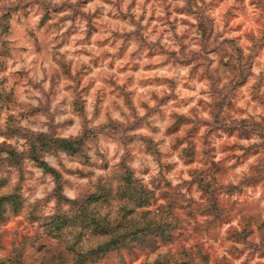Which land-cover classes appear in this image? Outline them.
Masks as SVG:
<instances>
[{"label": "clouds", "instance_id": "clouds-1", "mask_svg": "<svg viewBox=\"0 0 264 264\" xmlns=\"http://www.w3.org/2000/svg\"><path fill=\"white\" fill-rule=\"evenodd\" d=\"M69 2L79 8L75 19H62L73 16L71 10H62L55 21L58 26L49 27L53 20L37 13L27 39L13 34L0 44V88L15 97L16 106L7 111L17 119L16 127L43 135L45 140L37 141L38 145L56 141L63 167L73 172H92L96 179L112 173L115 180V171L126 170L145 193L144 199L151 203L155 193L154 204L160 206L166 201L154 178L170 181L171 188L182 181L193 182L190 173L202 172L205 164L182 159V155H194L184 151L192 139L189 134L198 125L196 136L203 138L227 106L237 126L215 142L213 159L217 166L224 162L219 171L227 169L217 179L225 187L233 186L234 193L243 186L264 208V178L254 175L262 156L256 147L264 145V134L243 127L247 122L264 128V102L254 89L258 86L264 93V49L251 50L253 45L244 38L249 25L243 16L232 23L223 19L235 0L207 8L213 0ZM243 8L248 14L260 11L253 0H243ZM200 9L212 22L207 44L200 35ZM73 24L80 30L69 33ZM238 37L234 50H220L224 41ZM43 108L52 114L51 120L44 114L38 120L21 115L33 109L42 113ZM58 108L62 115H56ZM6 142L15 145L0 135V144ZM25 144L28 140L23 135L19 145ZM78 144L88 149L85 157H79ZM70 153L78 158L69 162ZM52 165L61 170L55 158ZM80 183H88L87 175ZM67 195L76 198L75 192ZM232 227L240 230L238 219L224 225L225 231Z\"/></svg>", "mask_w": 264, "mask_h": 264}, {"label": "rangeland", "instance_id": "rangeland-1", "mask_svg": "<svg viewBox=\"0 0 264 264\" xmlns=\"http://www.w3.org/2000/svg\"><path fill=\"white\" fill-rule=\"evenodd\" d=\"M80 2L83 4L88 0ZM190 2L195 3L196 0ZM219 2L226 0H213L212 5L205 7H214ZM253 2L260 9L259 13L248 14L243 8V0H235L223 19L232 23L238 15L244 17V22L249 25L244 31V38L251 42V50L255 52L264 49V0ZM62 10L73 12L72 17L62 19H75V15L80 14L78 6L71 4L69 0H64L63 4H54L53 0L0 3V44L4 43V37L13 34L27 39L29 25L37 13L53 20L54 23L49 27L58 26L55 21ZM204 11L205 9H200L198 15L203 18L200 35L207 44L212 22L204 16ZM79 30L73 24L68 32ZM228 30V24H225L224 31ZM219 35H223V32ZM218 38L217 36L215 39ZM238 40L239 37L224 41L220 50L225 53L229 49L234 50ZM254 89L255 94H260L264 102V93H261L258 86H254ZM15 106V97L0 88V135H6L15 141V145L7 142L0 144V264H235L236 261L252 264L254 260L257 264H264V208L258 200L253 199L252 193H246L243 186L234 193L233 186L225 187L217 179L227 169L219 171L224 162L221 161L217 166L213 159L216 153L215 142L225 133L230 135L231 129L237 126V122L227 113V106L221 109L222 114L203 138L196 136L198 125L189 134L192 139L184 151L194 155H182V159L185 162L195 160L205 164L202 172L193 170L190 173L194 176L193 182L182 181L176 188H171L170 181H163V177L160 180L154 178L161 198L166 201L160 206L154 204L155 193L151 194L150 203L144 199L145 193L140 190L137 182L133 179L130 183L124 180L127 174L125 170H113L117 177L113 180L112 173H109L108 178L96 179L92 172H73L64 168L56 141L48 139L38 145L37 141L45 140L43 135L36 136L16 127L17 119L7 111ZM33 113L37 114L34 116ZM39 114L48 115L52 119L47 108H43L42 113L36 109L21 113L22 116L35 120L39 119ZM62 114V110L58 108L56 115ZM243 127H251L264 134V128L260 125L245 122ZM23 135L27 136L28 144L32 145L31 150L28 144L19 145V137ZM19 147L24 150L19 151ZM77 147L81 149L79 157H85L88 149L82 144ZM223 147L221 146V150ZM256 150L262 156L259 166L254 169V175L264 178V145L257 146ZM45 157H48L47 161ZM53 158L61 163V170L53 167ZM75 158L78 157L71 153L67 157L69 162ZM141 163L146 169L147 165ZM98 167L103 168L105 165ZM64 173L73 178H66ZM84 175L88 177L87 184L80 183ZM103 191L106 193L102 195ZM38 192L41 193L40 196H37ZM68 192H75L76 198H70ZM137 192L144 199L139 206L132 200ZM198 192L203 194L198 197ZM81 206H86L87 212L82 219H78L83 212L80 211ZM58 216L65 217L66 223L61 224L57 230L49 228V222H55ZM94 217L99 224L107 222L111 227L119 225V228L114 227L117 230L131 225L140 231L148 226L151 232L143 239L129 241L130 246L94 253L95 246L107 239L103 234L92 230L91 221L85 220ZM236 219L239 220L240 230L232 227L225 231L224 225ZM160 227L163 229L162 234L157 233ZM117 230L113 235H118ZM189 241L192 244L187 247ZM228 256L232 259H228Z\"/></svg>", "mask_w": 264, "mask_h": 264}, {"label": "trees", "instance_id": "trees-1", "mask_svg": "<svg viewBox=\"0 0 264 264\" xmlns=\"http://www.w3.org/2000/svg\"><path fill=\"white\" fill-rule=\"evenodd\" d=\"M126 171V170H125ZM127 172V171H126ZM125 181L130 183V180L131 178L127 177V174L125 175L124 177ZM106 193V191H103L102 192V195ZM94 197H101V196H97V195H94ZM132 200L136 201V203L138 202V204L135 203V205H142L140 204L141 202H143V196L141 193H136V195L132 198ZM80 211H83L80 213L78 219H82L85 214L87 212V207L86 206H81V209ZM128 211H131V209H129ZM93 217V216H92ZM92 219V220H91ZM91 219H85V220H89L91 221V225H92V230H94L95 232H99L100 234H103L105 237H107L106 240H104L101 244H97V246H95V249H94V253H100V252H106L107 250H109L110 248H116L118 249L120 246H125V245H128L130 246L131 242L129 241H134V240H140V239H143L146 235H148V233L151 232V230L149 229L148 226H145L143 228V231H140L139 229H134L133 226H127V227H121L123 228L122 230H117V228H119V225H115V226H110L107 222H105L104 224H99L97 223L95 220L97 218L94 217L91 218ZM81 222L83 220H80ZM63 223H66V219L65 217L63 216H58L55 220V222H49V228H53V229H60L61 227V224ZM83 223V222H82ZM87 223V222H86ZM114 227H117L114 229ZM130 227V228H129ZM116 230L118 231L117 234L118 235H113V233L115 232L116 233ZM157 233H163V229L162 227L158 228L157 229ZM140 236H143L142 238H140ZM128 237H134V238H129ZM139 237V238H137Z\"/></svg>", "mask_w": 264, "mask_h": 264}]
</instances>
